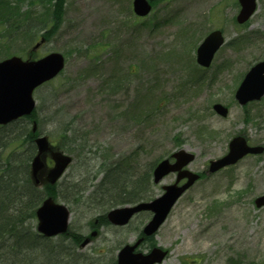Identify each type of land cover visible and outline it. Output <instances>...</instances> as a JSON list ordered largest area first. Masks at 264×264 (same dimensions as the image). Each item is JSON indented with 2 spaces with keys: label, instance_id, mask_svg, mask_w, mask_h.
<instances>
[{
  "label": "rangeland",
  "instance_id": "obj_1",
  "mask_svg": "<svg viewBox=\"0 0 264 264\" xmlns=\"http://www.w3.org/2000/svg\"><path fill=\"white\" fill-rule=\"evenodd\" d=\"M59 1L63 13L39 26L40 32L53 31L36 52L60 51L66 67L35 98L41 131L73 156L68 172L91 178L100 163L123 161L133 171L128 180L137 179L185 147L196 154L188 168L203 175L153 237L168 249L157 264H264V205H255L264 193V153L208 172L210 160L224 156L236 134L264 144V99L245 107L235 99L248 63L264 58V0L241 26L237 0H151L153 10L143 18L134 13L133 0ZM33 10L40 12L38 6ZM216 27L227 44L202 70L196 48L201 35ZM243 35L247 39L237 41ZM32 46L29 39H17L11 53L24 54ZM215 102L227 105L229 114L215 112ZM175 179L176 172L158 184L149 178L140 190L155 197ZM90 193L71 216L72 235L80 232V243L92 231L98 234L85 247L76 245L75 256L111 264L120 245L138 239L149 213L141 212L130 226L105 224L101 215L110 204L95 205ZM51 240L62 244L59 236ZM140 247L151 246L143 241Z\"/></svg>",
  "mask_w": 264,
  "mask_h": 264
},
{
  "label": "water",
  "instance_id": "obj_2",
  "mask_svg": "<svg viewBox=\"0 0 264 264\" xmlns=\"http://www.w3.org/2000/svg\"><path fill=\"white\" fill-rule=\"evenodd\" d=\"M241 9L237 16L238 23L247 21L253 14L257 6L256 0H239ZM133 7L138 15L147 14L152 6L148 0H134ZM224 42L221 30L210 32L207 37L199 44L197 50L198 63L209 66L215 52ZM64 56L59 52H52L45 57L35 60H23L22 57L13 55L0 61V123L6 124L17 117L32 113L35 109V99L33 92L37 85L54 77L64 67ZM264 95V61L258 62L253 68L246 73L244 80L237 88L236 98L242 105L245 103L259 99ZM214 109L219 114L227 115L228 108L221 103H215ZM36 125L33 130H35ZM35 142L38 145V154L33 158L32 175L38 182L42 173L46 169V157L51 153L55 165L47 171V180L55 182L62 176L63 171L71 163V157L67 154L55 150L48 141L47 136H39ZM230 149L224 157L211 160L210 171L215 172L227 164L236 163L237 160L244 157L248 152L258 153L262 151L261 146H250L242 135L235 136L230 141ZM176 161L170 162L169 159L162 160L154 171V180L159 182L161 178L171 172L178 171L177 181L172 185H164L165 193L151 202H140L136 206H125L115 210H111L108 215L114 223H126L134 212L141 209H149L154 212L151 221L148 222L144 231L147 235H152L163 223L173 207L177 198L183 194L185 189L190 187L199 177V174L183 167L195 158V154L189 152L186 148L173 153ZM182 177H187L188 181L183 185H179ZM257 206L264 204V195L256 200ZM38 218L40 223L38 229L47 235H53L56 232L65 231L68 222V209L66 206L56 204L53 199L49 198L44 201L39 208ZM134 247L126 246L119 255V264H138L136 258L129 255ZM166 251L161 248H154L149 256L143 257L142 264H153L161 262L164 259ZM140 257V255H134ZM140 263V264H141Z\"/></svg>",
  "mask_w": 264,
  "mask_h": 264
},
{
  "label": "trees",
  "instance_id": "obj_3",
  "mask_svg": "<svg viewBox=\"0 0 264 264\" xmlns=\"http://www.w3.org/2000/svg\"><path fill=\"white\" fill-rule=\"evenodd\" d=\"M37 1L36 4L43 7V12L39 14L33 10V2L30 7H23V3L28 0H0V60L13 54L11 52L17 39L22 38L23 42L29 39L33 44L42 30L39 27L42 22H56L62 15L59 0H56L54 7L49 3L47 6V0ZM51 31L52 27L43 35L49 38ZM25 54L35 56L32 51ZM32 118L38 120V113L5 126L0 125V264H55L59 259L55 253L57 250L40 246V241L44 239L30 224L44 194L55 193L54 188L40 189L35 186L29 175V163L36 149ZM66 130L71 132L70 129ZM128 166L131 165L125 166V162L116 161L102 162L96 168L91 180V194L101 199L102 205L134 200L141 193V186L147 184L150 170L141 173L137 179L128 180L133 172ZM101 175L100 180L94 183ZM79 186V181L63 184L62 188L69 200L74 201L80 196Z\"/></svg>",
  "mask_w": 264,
  "mask_h": 264
}]
</instances>
